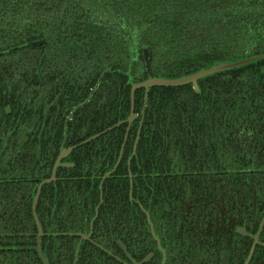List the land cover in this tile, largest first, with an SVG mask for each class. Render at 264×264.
<instances>
[{
	"label": "trees",
	"instance_id": "trees-1",
	"mask_svg": "<svg viewBox=\"0 0 264 264\" xmlns=\"http://www.w3.org/2000/svg\"><path fill=\"white\" fill-rule=\"evenodd\" d=\"M146 48L150 75L165 78L262 54L264 0H0V74L11 84L12 108L6 114L0 103V134L10 135L20 154L52 157L49 174L64 136L66 146L78 144L129 116L131 86L148 76ZM198 83L199 92L191 84L149 88L136 152L128 168L139 118L116 172L103 183L101 209L108 196L123 194L127 215L132 188L134 198L164 218L201 220L204 227L216 220L220 237L240 225L255 233L264 209V59ZM143 103L144 89L137 88L135 112ZM126 129L123 123L79 145L71 154L75 166L58 170L59 179L48 185L57 188L46 198L60 208V224L88 220ZM140 215L139 234L147 242ZM125 226L127 243L136 225L127 220ZM235 240L244 241L235 257L243 264L251 240L236 233ZM250 264H264L263 245Z\"/></svg>",
	"mask_w": 264,
	"mask_h": 264
},
{
	"label": "flooded vegetation",
	"instance_id": "flooded-vegetation-1",
	"mask_svg": "<svg viewBox=\"0 0 264 264\" xmlns=\"http://www.w3.org/2000/svg\"><path fill=\"white\" fill-rule=\"evenodd\" d=\"M7 86L9 91L6 90ZM0 89L2 91L0 103H2L6 114L11 113V84H4L1 74ZM146 105L147 99L145 100L144 90V103L141 112L137 113L134 109V113L137 114L135 119L139 118V124L142 121V125ZM72 113L73 111L65 120L64 133H66V124L71 119ZM4 115L0 117V126L4 123ZM123 121L120 120L108 128L112 126L115 128L117 127L115 125L118 123H120L119 125L126 123ZM92 136H89L78 144L67 146L65 145L66 136H64L62 147L54 158L49 174H46L52 157H48L50 160L46 161L43 154H37L36 157H27L20 154L14 148L10 135L3 136V134H0V264H45V260L47 264H238L235 259L237 249L243 245L241 242L244 241L240 240L241 242L237 243L235 233L251 240L250 252L254 242L253 238L238 232V229L244 228L249 234L255 235L259 226L255 233L248 231L244 225L236 226L229 231L225 229L224 235L220 237L216 220L207 222L205 224L207 228H205L201 220L190 223L184 222L169 217V213L164 218L162 214L160 216L158 208H151V205H149L148 210L138 198H134L132 188L129 191L131 202L128 206L127 215L123 194L108 196L110 199L104 203V208L101 209L104 202L103 183L116 172L122 160V157L119 156L112 168L100 178L99 201L93 210L90 208L87 211L89 214L85 213L84 218L89 217L88 220L79 223L77 227L75 224H60L62 216L60 208L56 204H53V207H51L52 204L46 198V192H51L52 188L56 189L57 187L48 185L57 182L59 179L58 170L60 168L68 169L75 166L74 161L71 159L72 151L79 145L93 140H88ZM69 147L74 148L67 155L61 157L60 163L62 165L56 168L54 180L44 182L51 178L61 151ZM135 152H132L131 157L127 161L128 168ZM116 164L117 166L115 167ZM107 174L109 175L102 180ZM129 178L131 184L133 176L130 172ZM37 194L38 197L34 207V200ZM132 205H136L138 208L134 206L131 211ZM141 211L145 215V221L148 225L147 242L142 240L143 237L139 234ZM127 220L132 225H136V227L133 226L132 229L134 233L133 238L125 243V222ZM49 222L53 223V230L50 229ZM182 223L183 225L180 226L179 224ZM179 228L183 229H181L180 233H178ZM263 229L259 236V243L255 246V249L259 245L264 246V241L261 240ZM98 232L101 233V238L99 239H102V241L94 239V234ZM233 232L234 234H232ZM232 235L233 240L231 241L228 238ZM226 240L230 241L229 249L224 242ZM86 244H88L87 247ZM84 252H88V259L85 261L82 260ZM226 256H228V260L223 258ZM247 257L243 261V264H245ZM250 261L248 264H250Z\"/></svg>",
	"mask_w": 264,
	"mask_h": 264
},
{
	"label": "water",
	"instance_id": "water-1",
	"mask_svg": "<svg viewBox=\"0 0 264 264\" xmlns=\"http://www.w3.org/2000/svg\"><path fill=\"white\" fill-rule=\"evenodd\" d=\"M44 42H45L44 39L36 40V41L31 42V45L37 46V45H40V44H42ZM144 59H145V63H146V69H147V73H148V78L146 80H144V81H141V82H138V83H134L132 85V88H131V110H130V115L126 119H124V121H123V122H126L128 124V126H127V131H126V134H125V137H124V142H123V146H122V149L120 151L119 157H122V152H123V149H124V145H125V142H126L127 134L129 132L131 123L137 117V114L134 113V105H133L134 91L137 88H144V90H145V100L147 99L149 88L154 87V86H181V85H184V84H192L194 91L195 92H199L200 91V88H199V85H198V80L199 79H201L203 77H206V76H209V75H212L214 73L220 72V71H225V70L237 68V67L245 65L247 63L254 62V61H257V60H260V59H264V53L258 54V55H254V56H251V57H243V58L235 60V61H225V62H221V63H216V64H214V65H212V66H210L208 68L200 69V70H198V71H196L194 73H191V74H188V75H185V76H181V77H175V78L152 77L150 75V73H149V63H148V61H149V52H148L147 48L144 49ZM7 103L8 102H7V98H6V105H7ZM142 118H143V115H142ZM119 124L120 123L116 124L115 126H118ZM113 127L114 126L104 130L103 132H101L99 134L93 135L88 140L96 138L97 136L101 135L102 133H105V132L111 130ZM141 127H142V121L139 124V128H138V131H137V137H136L133 153L135 152L136 144L138 142V138H139V135H140V132H141ZM73 148L74 147H69L68 149L61 151V154H60V156L58 157V159L56 161V164H55V167H54V172L52 173L51 178L45 180L44 182H50V181L54 180L56 168L58 166L62 165L60 163L61 157H64L65 155H67ZM119 160H120V158H119ZM117 164L115 165V167L117 166ZM115 167H114V169H115ZM108 175L109 174L105 175L102 180H104ZM101 185H102V183H101ZM37 197H38V194H37V196L35 197V200H34V207H35V203H36ZM263 227H264V210H263V214H262V220H261L260 225H259V229H258V231H257V233L255 235L249 234L244 228L238 229V232L243 233L244 235H248V236L252 237L253 240H254V242L252 244V247L250 249L249 255H248L247 259H246L245 264L249 263V261L251 259V256H252V254L254 252L255 246L259 243V236L261 234V231H262ZM45 264H47L46 260H45Z\"/></svg>",
	"mask_w": 264,
	"mask_h": 264
}]
</instances>
